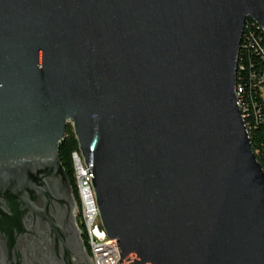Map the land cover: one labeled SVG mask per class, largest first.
Here are the masks:
<instances>
[{
    "label": "water",
    "instance_id": "obj_1",
    "mask_svg": "<svg viewBox=\"0 0 264 264\" xmlns=\"http://www.w3.org/2000/svg\"><path fill=\"white\" fill-rule=\"evenodd\" d=\"M245 19L264 31V0H0V264H91L66 123L116 264H264Z\"/></svg>",
    "mask_w": 264,
    "mask_h": 264
},
{
    "label": "built area",
    "instance_id": "obj_2",
    "mask_svg": "<svg viewBox=\"0 0 264 264\" xmlns=\"http://www.w3.org/2000/svg\"><path fill=\"white\" fill-rule=\"evenodd\" d=\"M249 21L250 25L254 26L258 30V32L249 30L243 33V29L247 26L246 24ZM242 35L243 38L247 39L245 46H243L242 48L244 49L246 47V49L250 51L251 49H253L256 53L255 56L258 57L259 64L261 66V69L259 71H256L253 70V64H251V66L249 67L248 80L251 82L255 81V85L260 91L261 99L264 100V31L252 20L245 19L242 25L239 42L237 45V52L239 45L241 44ZM241 68L242 66L238 65L236 54L235 76L237 70ZM233 93L235 97V104L242 119L243 127L248 136V131L250 130L248 117L251 116L253 120H257L260 109L256 106L255 101L252 99V96L250 97L251 94H248L249 100H246L244 98L243 88L239 82H235V77ZM70 159L72 163L73 177L78 198V204L76 205L74 214L76 213L75 218L81 224V227L79 229L80 232H83L85 237L86 252L89 260L91 264H116L119 261V255L115 239L107 238L105 231L101 227L98 218V211L95 205L92 186L90 184L89 176L83 163V158L79 149L71 151Z\"/></svg>",
    "mask_w": 264,
    "mask_h": 264
},
{
    "label": "trees",
    "instance_id": "obj_3",
    "mask_svg": "<svg viewBox=\"0 0 264 264\" xmlns=\"http://www.w3.org/2000/svg\"><path fill=\"white\" fill-rule=\"evenodd\" d=\"M247 26L244 27L243 33L247 31H256L258 30L250 25V21L247 22ZM244 40V41H243ZM246 38L241 36V44L239 45L238 52H237V61L238 65H241L242 68L238 69L235 76V82H239L243 88V96L246 100L248 99V94H251L252 99L255 101L257 107H259V115L257 120H253L250 116L248 117L250 123V130L248 131V139L250 142L251 150L254 153L255 159L259 162L261 168L264 171V100L261 99L260 91L258 90L257 86L255 85V81L251 82L248 80V73L249 67L253 64V70L259 71L261 68L259 64V59L256 57V53L253 49L248 50L246 47L243 49L242 47L245 46ZM248 50V51H247ZM257 80V79H255ZM256 121V122H254ZM259 121V122H258ZM77 141L72 131L71 125L69 123L65 124L63 136L60 141L57 143V154L59 158V162L67 175L69 184L72 188L73 197L75 199L76 205L78 204V198L76 194L75 182L73 177V170H72V163L70 159L71 151L77 150ZM77 220V219H76ZM77 225L80 228L81 224L77 220ZM81 238L85 245V237L83 232H81Z\"/></svg>",
    "mask_w": 264,
    "mask_h": 264
},
{
    "label": "flooded vegetation",
    "instance_id": "obj_4",
    "mask_svg": "<svg viewBox=\"0 0 264 264\" xmlns=\"http://www.w3.org/2000/svg\"><path fill=\"white\" fill-rule=\"evenodd\" d=\"M75 220H76V218H75Z\"/></svg>",
    "mask_w": 264,
    "mask_h": 264
},
{
    "label": "rangeland",
    "instance_id": "obj_5",
    "mask_svg": "<svg viewBox=\"0 0 264 264\" xmlns=\"http://www.w3.org/2000/svg\"><path fill=\"white\" fill-rule=\"evenodd\" d=\"M70 124V123H69Z\"/></svg>",
    "mask_w": 264,
    "mask_h": 264
}]
</instances>
